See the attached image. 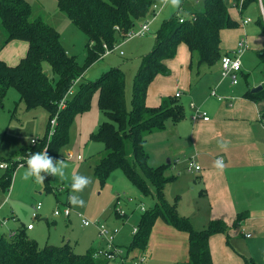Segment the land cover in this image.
I'll return each mask as SVG.
<instances>
[{
    "label": "trees",
    "instance_id": "16d2710c",
    "mask_svg": "<svg viewBox=\"0 0 264 264\" xmlns=\"http://www.w3.org/2000/svg\"><path fill=\"white\" fill-rule=\"evenodd\" d=\"M162 1L56 0L58 10L86 36L85 60L79 65L74 57L66 54L57 30L40 18L30 21L31 6L26 0H0V25L5 31L1 46L12 41L27 45L25 56L15 66H8L0 60V109L4 106L8 89L12 87L26 110L39 107L46 110L48 125L56 116L51 137L45 135L34 145L20 151V155H25L26 152H42L46 148L56 160L68 141L74 117L88 109L96 92L98 109L106 121L90 135L91 141L103 145L101 157L92 169L94 176L104 183L114 171L120 170L142 196H151L154 200L153 209L141 216L129 250L145 249L155 222L161 219L167 226L187 235V264H212L208 239L214 234L226 233L227 226L216 220L209 221L204 229L192 228L189 220L177 213L176 205L168 204L164 198L165 186L173 179L164 174L167 165L151 167L144 148L149 134L163 130L169 120L179 122L183 119V108L176 97H165L155 107H147L145 98L153 79L157 75L169 74L165 61L175 56L180 44L187 47L192 59L195 58L198 75L200 67L211 68L220 62V31L237 26L229 16L226 1L204 0L203 10L192 12L186 18L175 15L162 22L155 33L154 47L140 60L129 110L124 104V73L118 68L110 69L92 82L77 83L73 95L66 98L65 108L58 109L73 82L79 81L92 64L106 55V49L114 51V45L123 42L139 22L150 18L153 15L152 6ZM235 1L237 4L240 0ZM248 2L258 3V0H242L241 9ZM261 2L264 9V0ZM180 19L183 21L180 22ZM257 23L264 32L261 17ZM257 56L264 76V48ZM44 63L49 66L51 76L43 71ZM261 87L258 93L248 91L244 96L253 101L264 99V80ZM0 160L10 161L2 157ZM2 172L0 187L7 190L13 169ZM246 217V213H240L236 223ZM95 252L88 250L78 255L68 243L40 248L35 240L27 236L24 225L16 228L7 238L0 237V264H108L102 258H95ZM244 261L245 264H252L250 259Z\"/></svg>",
    "mask_w": 264,
    "mask_h": 264
},
{
    "label": "rangeland",
    "instance_id": "374dc122",
    "mask_svg": "<svg viewBox=\"0 0 264 264\" xmlns=\"http://www.w3.org/2000/svg\"><path fill=\"white\" fill-rule=\"evenodd\" d=\"M26 1L31 6L30 21L40 18L57 30L60 34V43L66 54L74 57L77 63L82 65L85 60L86 36L68 21L64 13L58 10L56 0ZM203 1L180 0L179 8L174 9L168 0H163L158 5L157 16H155V20L153 19L154 21L149 27L150 32L147 35L115 44L114 46L117 48L92 64L86 70L85 77L83 74L77 83L92 82L112 68L120 69L124 73L125 80L124 104L129 110L131 108L134 76L139 68L141 58L149 54L154 47L155 33L162 21L175 15H180L182 18L184 16V18L189 17L192 12L203 10ZM225 1L228 8L233 7L231 3H228L229 0ZM233 1L235 2V0ZM254 12L258 18L261 17L264 24L259 4L255 6ZM231 14L234 17L233 20L239 24L241 20L239 15L235 16L233 11ZM250 18L253 22L246 29L249 32L261 33L255 24V16H250ZM237 27L224 30L234 31ZM0 28V34H3L5 38V31L1 25ZM20 44L24 45L25 43L14 41L11 45L4 47H1L0 44V53L2 52L7 63L14 64L13 66L19 62V57L25 56L27 51V49L21 50L22 54H19L17 47ZM14 47L17 49H13ZM246 51L242 55L241 62L245 65L243 67L248 75L245 81H241V86L248 82L262 81L263 78L261 74L263 66L256 56L259 51L252 48ZM43 71L51 76L50 68L46 63L43 64ZM97 97V93H93L88 109L74 117L69 128L68 141L59 151L57 158L64 159L67 154L73 156V159L65 162L67 167L64 169L65 175L63 177L46 176L43 185L35 182L34 179L25 181L22 178L26 169L25 166L13 172L7 190L0 187V220L6 221L4 224L0 223V237L7 238L13 230L21 225L26 226L33 223L34 230L30 235L38 247L43 248L45 245L60 246L68 243L75 254L82 255L88 250L94 251L93 248H98L101 243L97 237V228L94 225L83 226L81 218L77 216L80 214L91 223L104 224L109 230L115 231L113 244L122 250H128L132 256L137 254L135 261L139 260L142 255L144 259L142 264H182L183 259L188 258L185 249V247L187 248V240H185L184 247L180 240L185 239L187 235L185 233L180 235L172 233L173 237L168 232L164 233L165 225L161 219H158L157 223L155 222L156 225L153 226L145 249L129 250L128 246L134 236L132 230L138 229L143 213L153 209L154 200L151 196H142L120 170L114 171L104 183H100L94 176L92 169L101 157L103 145L91 141L90 135L96 131L100 124L106 121L105 116L98 109ZM48 120L49 116L46 110L41 107L26 110L24 104L19 100L17 91L10 87L4 98V106L0 109V157L10 161L22 157L20 151L28 148L31 145V140L48 136ZM77 156H81L82 160H76ZM2 173L0 170V178ZM77 174L91 179V183L79 194L84 205L73 206L70 204L72 214L68 219L62 216H54L55 208H63L56 203V198L60 201L64 200V194L58 193L57 187L64 184L70 194L73 195L72 177ZM172 186L170 183L165 186L164 198L168 204L176 205L179 199L177 196L179 190ZM117 195L124 200V202H120L119 206H115ZM190 195L191 193L188 191L183 197H180V201L183 198L182 204L185 208L190 206ZM128 198H132L133 202L128 201ZM36 202L42 204L41 218L32 222V204ZM140 203L144 205L145 211L141 210ZM116 211L126 213V217H119ZM125 263L129 264L128 260ZM261 263L264 264V258H262ZM108 264L117 263L109 262Z\"/></svg>",
    "mask_w": 264,
    "mask_h": 264
},
{
    "label": "crops",
    "instance_id": "0c3cea01",
    "mask_svg": "<svg viewBox=\"0 0 264 264\" xmlns=\"http://www.w3.org/2000/svg\"><path fill=\"white\" fill-rule=\"evenodd\" d=\"M233 2H228L233 5L228 8L229 16L233 20V11L241 20L239 24L236 22L238 27L234 31H220L221 55L237 48L240 40L245 45L243 54L250 48L260 51L264 48V32L254 12L258 3L248 2L241 9L242 0L237 4ZM253 15L261 31L259 34L246 29L253 22L250 18ZM247 18L251 22L243 25ZM0 35L2 45L5 38L3 34ZM21 45L17 47L19 54L21 50L27 49L26 43L25 48ZM0 60L9 66L14 65L7 63L2 52ZM242 63L239 82L232 86L221 77L219 63L211 68L200 67L198 75L196 61L191 58L187 47L180 44L175 56L165 61L169 74L157 75L146 91L147 107H155L163 98L175 97L179 93L177 100L183 108V119L179 122L167 121L163 130L146 137L144 147L151 167L168 165L164 174L173 178L169 183L179 190L177 212L189 220L192 228L201 230L209 221L216 220L227 226L226 233H217L208 239L212 264H245L244 259H250L252 264H262L264 258V123L261 120L264 99L253 101L244 96L261 86L264 76L261 73L262 81L241 86V81H245L248 75ZM212 91L215 96H211ZM190 104L194 105L193 109ZM195 110L205 113L208 120H192ZM221 144L227 147L221 148ZM218 159L223 161L222 170L215 167ZM165 160L169 163H165ZM189 162H193L199 170L188 171ZM188 191L191 193V202L185 208L180 197ZM240 213H246L247 217L236 223ZM163 225L164 233L183 234ZM33 230H26L30 239H33L30 235ZM185 240L187 236L180 240L183 247ZM99 247H102V243ZM182 264H187V258L183 259Z\"/></svg>",
    "mask_w": 264,
    "mask_h": 264
},
{
    "label": "built area",
    "instance_id": "2783aa9c",
    "mask_svg": "<svg viewBox=\"0 0 264 264\" xmlns=\"http://www.w3.org/2000/svg\"><path fill=\"white\" fill-rule=\"evenodd\" d=\"M258 4H259L261 16H262L263 21H264V9H263L261 0H258ZM158 10H159L158 4H154L151 8L153 15L150 18H147L141 24H139L136 28L131 29L128 32L124 41L147 35L150 32V29H149L150 24L153 21V19L155 18ZM182 21L183 20L180 19V22H182ZM250 22H251V20L249 18H247L243 21L242 24L246 25ZM104 48L106 49L105 46H104ZM116 48L117 47H115V49ZM244 50H245L244 41L240 40L237 48L230 50L229 52L225 53L220 59L219 65H220V69H221V77L223 79H227L232 86H236L239 82V75H240V71H241V60L240 59H241V56H242ZM109 53H111V52L107 51V49H106L105 54L107 55ZM76 83H77V80H75L73 82V85L69 88L68 92L66 93V97L64 99H62L60 101V103L58 104V109L65 108L66 98L73 95L74 87H75ZM211 96H215L214 91L211 92ZM175 97L176 98L179 97V93H177L175 95ZM190 108L193 109L194 105L190 104ZM200 118L204 121L208 120L205 113H200L198 110H195V113L191 119L197 120ZM56 120H57L56 116H54L49 121V130H48L47 138L52 136L53 129L55 128V125H56ZM261 120L264 123V119L262 118ZM36 141L37 140H31V145H34L36 143ZM45 149L46 148H44L42 150V152ZM29 153L30 152H26L25 155L18 158L17 160H11V161L0 160V170L4 171V170L13 169V172H15L17 169L25 167L26 166V160L29 156ZM71 159H73V156L71 154H67L66 158H64V159L58 158L56 160H63L64 162H67ZM81 159H82L81 156L76 157V160H81ZM187 170L188 171H191V170L198 171L199 167L196 166L193 162H189L188 166H187ZM56 191L58 193L64 194V200L63 201H57V204H60L63 208L62 209L55 208L53 211V215L54 216H62L63 218L68 219L72 214V209H71V205H70L71 203L69 202V196H71V194L69 193L68 188L64 184L58 186ZM125 199H126V197H125ZM128 201L133 202V199L128 198ZM120 202H124V200H122V198L117 195L115 206H119ZM140 207H141L142 211H145L143 204H140ZM41 210H42V204L40 202H36L35 204L32 205V213H31L32 222L35 221L36 219L41 218ZM116 212L118 213V214L117 213L116 214L119 217H125V215H126V213H123V212H120V213L118 211H116ZM77 216L79 218H81L83 226L94 225L97 228V237H98L99 242L102 243V247L97 249L96 252L94 253L95 258H102V259L106 260L108 263L109 262H115L117 264H126L125 261H127V260L129 262V264H142L143 263L144 259L142 256L139 260L135 261L136 257L132 256L128 250H126V249L122 250L120 247H117L113 244L115 231L109 230L108 227L104 224L91 223V222L87 221L85 218H83V216L80 214H77ZM0 223L4 224L5 220H0ZM25 229L27 231L32 230L33 229V223L28 224ZM136 233H137V228H134L132 230V234L135 235ZM246 237H249V235H247Z\"/></svg>",
    "mask_w": 264,
    "mask_h": 264
},
{
    "label": "clouds",
    "instance_id": "9594fccd",
    "mask_svg": "<svg viewBox=\"0 0 264 264\" xmlns=\"http://www.w3.org/2000/svg\"><path fill=\"white\" fill-rule=\"evenodd\" d=\"M171 7L178 9L180 6V0H168ZM221 148H226V144H221ZM67 167L63 160H55L48 154L47 149L43 152H30L26 160V169L23 173V179L25 181L29 179H34L35 182L43 185L46 176L52 177H63L65 175L64 169ZM215 167L218 169H223L224 164L222 160L215 161ZM91 183L89 177L83 175H74L72 177V192L73 195L69 196V202L73 206H83L84 201L79 195L84 191V189Z\"/></svg>",
    "mask_w": 264,
    "mask_h": 264
},
{
    "label": "water",
    "instance_id": "95a60500",
    "mask_svg": "<svg viewBox=\"0 0 264 264\" xmlns=\"http://www.w3.org/2000/svg\"><path fill=\"white\" fill-rule=\"evenodd\" d=\"M262 89V87L261 86H258L257 88H254V89H252L251 91H250V93H258L260 90ZM167 163H169V162H167Z\"/></svg>",
    "mask_w": 264,
    "mask_h": 264
}]
</instances>
